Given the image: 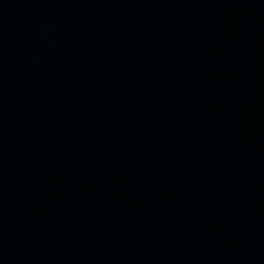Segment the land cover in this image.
I'll return each instance as SVG.
<instances>
[{
    "label": "water",
    "instance_id": "obj_1",
    "mask_svg": "<svg viewBox=\"0 0 264 264\" xmlns=\"http://www.w3.org/2000/svg\"><path fill=\"white\" fill-rule=\"evenodd\" d=\"M0 264H264V0H0Z\"/></svg>",
    "mask_w": 264,
    "mask_h": 264
}]
</instances>
